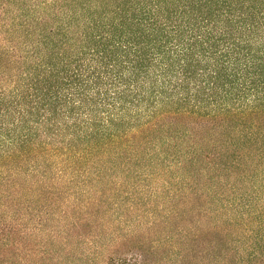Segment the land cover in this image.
<instances>
[{
	"label": "trees",
	"instance_id": "obj_1",
	"mask_svg": "<svg viewBox=\"0 0 264 264\" xmlns=\"http://www.w3.org/2000/svg\"><path fill=\"white\" fill-rule=\"evenodd\" d=\"M0 264H264V0H0Z\"/></svg>",
	"mask_w": 264,
	"mask_h": 264
}]
</instances>
